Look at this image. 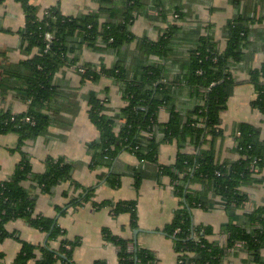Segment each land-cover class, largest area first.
Here are the masks:
<instances>
[{"label":"trees","instance_id":"trees-1","mask_svg":"<svg viewBox=\"0 0 264 264\" xmlns=\"http://www.w3.org/2000/svg\"><path fill=\"white\" fill-rule=\"evenodd\" d=\"M17 1L25 11V26L19 31L25 51L39 50L38 54L23 60L18 70L10 71L16 83L14 89L21 90L29 101L28 110L19 114L0 113V135L19 134L21 148L27 139L45 133L52 122V116L43 109L59 90L54 82L56 72L64 65H77L84 46L119 51L134 40L130 27L142 0H99L97 11L78 16L65 15L54 7L40 16L39 7L30 0ZM177 15L181 18L180 13ZM252 22V18L241 15L231 20L226 27L224 50L218 48L211 35H200L173 79L168 76L171 69L167 66V56L177 25H169L158 41L140 39L142 52L157 60L145 61L133 73L120 62L113 67L94 63L77 66L83 80L98 81L103 76L114 78L127 103L111 116L104 112L106 99L95 93L88 95L89 116L100 131V137L89 144L91 168H110L121 152L130 151L140 162L157 164L162 173L171 177L180 207L164 230L173 238L179 264H229L225 262L227 250L238 245L249 253L253 262L264 264V206L234 222L235 210L249 200L241 187L254 182L256 175L264 169V140L257 127L244 123L238 126L236 134L239 159L220 163L216 160L215 149L217 139L224 134L220 126L221 113L227 108L234 87L239 84L233 68L249 56L245 49ZM47 33L52 34L51 40L47 39ZM247 82L256 93L252 106L264 113V62L260 67L250 69ZM183 85L189 88L193 99L192 106L187 109L175 104L176 89ZM163 107L170 112L167 122L159 119ZM173 141L180 147L176 161L170 166L160 164L161 144ZM187 144L194 147L192 152L185 150ZM74 169L75 164L64 158L48 157L45 172L34 173L29 158L24 155L13 175L0 182L1 237L19 238L17 232L9 233L6 229L9 221L17 219L25 220L48 235L45 244L21 240L16 264H28L32 259H36L37 264H74L73 251L80 243L79 239L66 237L58 219L37 214L36 196L23 185L31 178L42 192L50 193L57 185L73 181ZM135 174L138 187L142 173L137 170ZM108 179L111 185H119V175L110 174ZM196 184L201 188H194ZM91 193L92 189H89L85 197L82 194L68 205L86 201ZM218 198L231 214V220L225 226L229 234L227 245L209 241L207 236L212 233V228L193 222L194 208H210L218 203ZM105 205L110 206L115 215L130 213L131 227L138 226L136 200L97 204L98 207ZM103 235L119 246V264H155L154 252L129 239L119 238L106 228ZM2 255L0 253V257ZM95 264L108 263L98 260Z\"/></svg>","mask_w":264,"mask_h":264},{"label":"crops","instance_id":"crops-1","mask_svg":"<svg viewBox=\"0 0 264 264\" xmlns=\"http://www.w3.org/2000/svg\"><path fill=\"white\" fill-rule=\"evenodd\" d=\"M119 1V0H117ZM39 7L42 16L49 8H58L65 15L78 16L97 11L99 0H30ZM157 4V5H156ZM181 18H177V14ZM252 18L246 53L247 59L233 68V74L239 84L233 89L227 108L221 113L223 136L215 143L216 160L220 163L240 158L237 151V130L240 124H251L258 128L264 140V113L252 106L256 97L253 86L247 82L249 72L264 62V0H142L134 12L130 30L135 39L119 51L99 50L84 46L80 51L77 65H64L54 76L59 87L57 94L43 109L52 116L47 131L35 138L24 141L19 148V134L10 132L0 135V182L10 178L24 155L30 160L34 173L46 170L48 157L64 158L75 164L73 181L57 185L52 192L44 193L31 178L24 181L25 188L36 196L35 212L58 219L65 230V236L80 243L73 251L74 264H95L105 260L108 264H119V246L107 240L103 235L106 228L119 238L129 239L142 248L148 249L157 257L155 264H179V253L175 250L172 237L165 233V226L174 219L180 207L171 177L162 173L154 163L140 162L130 152H121L112 166L91 168L92 156L89 144L100 137V131L89 116L88 95L95 93L106 99L105 113L114 115L127 103L122 95L120 84L112 77L103 76L98 81L83 80L78 65L83 63L103 64L113 67L122 63L131 73L142 63L155 62L141 50L140 39L158 41L169 25H177L178 30L171 40V52L167 56V66L173 79L180 64L200 35H211L220 50L227 46L226 27L238 16ZM25 11L17 0L0 2V113H23L29 108V101L21 90L14 89L16 83L10 71L18 70L19 64L39 53L34 48L31 53L25 51L20 30L25 26ZM193 99L186 86L176 89L175 104L181 108L192 106ZM170 112L162 108L159 113L161 122H167ZM185 150L192 152L194 147L187 144ZM180 151L176 141L162 143L159 149V163L172 165ZM142 173L140 186H136V172ZM120 176L119 185L109 183V175ZM250 185L241 187L249 200L234 212L238 222L248 212L264 206V169L256 175ZM78 185V186H77ZM200 189L201 185L193 186ZM89 189V198L75 206L68 205L74 199L85 197ZM122 200H136L138 226L131 227L130 213L113 214L110 206H97L105 201L113 203ZM64 211V213H62ZM195 225L210 226L212 233L209 241L227 245L229 234L225 226L231 220V214L221 203L210 208L192 210ZM9 233L17 232L18 237H1L0 264H16L15 259L22 248V242L45 244L48 235L31 226L23 219L9 221L6 224ZM137 236V237H136ZM137 239V240H136ZM55 246L58 243L54 244ZM39 254V252H38ZM264 258V248L262 250ZM225 262L229 264H257L241 246L227 250ZM28 264H37L32 259ZM64 264V263H60Z\"/></svg>","mask_w":264,"mask_h":264},{"label":"built area","instance_id":"built-area-1","mask_svg":"<svg viewBox=\"0 0 264 264\" xmlns=\"http://www.w3.org/2000/svg\"><path fill=\"white\" fill-rule=\"evenodd\" d=\"M46 12V11H45ZM47 39L51 40L52 39V34L51 33H47Z\"/></svg>","mask_w":264,"mask_h":264},{"label":"water","instance_id":"water-1","mask_svg":"<svg viewBox=\"0 0 264 264\" xmlns=\"http://www.w3.org/2000/svg\"><path fill=\"white\" fill-rule=\"evenodd\" d=\"M137 237V236H136ZM137 240V239H136Z\"/></svg>","mask_w":264,"mask_h":264}]
</instances>
